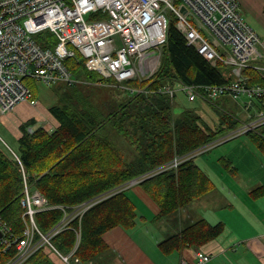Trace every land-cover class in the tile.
Wrapping results in <instances>:
<instances>
[{"label": "trees", "instance_id": "obj_1", "mask_svg": "<svg viewBox=\"0 0 264 264\" xmlns=\"http://www.w3.org/2000/svg\"><path fill=\"white\" fill-rule=\"evenodd\" d=\"M64 64L81 84L97 86L108 80L115 82L87 71L81 59H67ZM220 67H212L194 47L187 45L171 17L157 71L149 79L128 81L129 91L133 92L124 102L95 105L88 91L82 89L60 94L58 103L48 109L58 124L53 131L37 127L33 119L22 124L17 149L11 150L17 159L0 145L2 222L13 235H22L21 169L28 185L52 207L34 217L42 234L57 226L65 211L70 212L91 198L104 197L84 213L80 221H70L50 240L59 253L68 255L74 248L79 229L80 242L73 256L88 264L107 250L102 239L106 232L116 227L132 229L135 226L136 206L129 195L130 182L138 180L137 185L157 205L156 218L160 220L212 192V179L196 164L194 153L224 140L248 119L245 114L240 117L241 106L236 103L231 110L227 108L229 104L224 105L221 100L208 101L201 97L193 103V108L178 113L175 99L171 101L159 90L183 84L194 86L202 93L201 86L232 81V77L221 73ZM245 70L250 84H264V72L256 67ZM253 104L264 109V98L253 100ZM205 110L215 114L214 123L203 118L201 114ZM30 128H33L31 133ZM243 136L264 157V125ZM120 139L127 145L119 148ZM179 158L182 163L176 169H168ZM221 165L231 167L226 162ZM160 168L164 170L156 173ZM251 195L264 196V187L256 188ZM224 229L222 223L210 225L201 218L161 241L159 249L166 255L198 249L218 238ZM42 252L40 248L28 262H40ZM14 255L15 251L10 249L0 252V264H7Z\"/></svg>", "mask_w": 264, "mask_h": 264}, {"label": "built area", "instance_id": "obj_2", "mask_svg": "<svg viewBox=\"0 0 264 264\" xmlns=\"http://www.w3.org/2000/svg\"><path fill=\"white\" fill-rule=\"evenodd\" d=\"M171 17L187 45L212 67H229L232 81L201 86L202 93L183 84L165 86L159 92L172 101L180 91L188 103H195L198 97L208 101L230 98L248 119L241 129L194 154H203L223 141L263 126L264 109L254 107L253 100L264 98V84H250L244 71L256 67L264 72L258 64L264 61V42L244 21L236 0H0V115L24 102L35 106L37 101L30 88L34 81L47 86H72L77 80L65 67L67 59H81L87 71L119 83L149 79L160 65ZM182 161L175 159L168 169H176ZM22 175V235H13L0 219V252L15 251L7 264H25L46 245L57 252L51 238L70 221H80L86 211L83 204L75 207L65 221L43 235L34 216L52 207L37 190L27 186ZM79 231L76 236L80 239ZM77 248L78 244L68 256L60 255L64 262L73 258L80 264L73 256ZM193 260L189 263L183 259L180 264H207L210 257L196 250Z\"/></svg>", "mask_w": 264, "mask_h": 264}, {"label": "crops", "instance_id": "obj_3", "mask_svg": "<svg viewBox=\"0 0 264 264\" xmlns=\"http://www.w3.org/2000/svg\"><path fill=\"white\" fill-rule=\"evenodd\" d=\"M236 1L240 14L254 31L258 24L264 27V0ZM259 48L263 50L262 47ZM258 64L264 67V61ZM28 106L21 103L5 116L7 124L3 130L10 137L6 140L8 145H11L10 141L12 145L17 144L21 135L20 126L30 119L37 122L36 126L46 129L42 121L36 119L31 112L28 116L21 115L29 108ZM48 116L51 117L49 112ZM50 120L47 131H53L58 126L54 119ZM225 148L224 156L215 161L210 157L202 158L201 161L207 166H200L196 162L212 180L220 174L219 190L214 186L212 192L169 218L157 219L159 213L157 205L137 184L130 185L129 195L136 206L135 226L132 229L116 227L106 232L102 239L107 250L88 264H180L183 259L193 263V252L196 250L209 255L210 261L207 264H264V196L254 198L251 195L256 188L264 187V167L258 165L262 157L246 138L237 145H227ZM238 154L240 156L237 158L240 160L235 166L234 163L237 162L235 157ZM217 161L220 164L225 162L230 164V169L220 166ZM253 161L258 165L256 171L252 166H247ZM207 167L212 170L213 175L207 172ZM201 218L210 225L222 223L224 232L198 249H184L167 255L160 251L161 241L176 235ZM79 236L81 237L80 231ZM42 251L43 257L40 258V262L25 264H77L73 260L64 262L60 256L63 254L55 252L47 245L42 247Z\"/></svg>", "mask_w": 264, "mask_h": 264}, {"label": "rangeland", "instance_id": "obj_4", "mask_svg": "<svg viewBox=\"0 0 264 264\" xmlns=\"http://www.w3.org/2000/svg\"><path fill=\"white\" fill-rule=\"evenodd\" d=\"M243 19H244V17H243ZM244 21H245V19H244ZM247 24L250 26L249 23H247ZM253 31H254V29H253ZM255 31L254 32L257 33V35L259 36L261 41L264 42V27L262 25L258 24V27H257V29H255ZM220 68H221V73H223L226 77H230V78L232 77L231 76L232 75L231 69L229 67H226V66L222 67L221 66ZM143 78H145V77H143ZM129 87H130V84L127 82L119 83V82H113L111 80H108L104 84H97V86H90V85L81 84V82H79V81H75L72 86H68V84H54V85L47 86V85H44L40 82L34 81L30 85V88L34 94V97L37 101V104L35 106H31L28 103L24 102V104L29 105L28 106L29 108L26 111L22 112L21 115L26 114V116H28L29 112H31L36 119H39L42 121V125H44L47 129L48 128L47 125L51 121L50 119L53 120V118H51L52 116L51 117L48 116V109L50 106L56 105L58 103V97L63 92L79 91L82 89L84 91H88V93L92 96V99H93L95 105H103V103L113 104V103H118V102H124L127 98L125 100H123V99L125 97H128L129 95H131V92L129 91ZM217 100H221L224 105L229 104V106L227 108L234 110L233 106H235L234 103H236L234 100H232L230 98H219ZM174 103H175L174 105L176 108V112H178V113L184 109L193 108V106H195L191 103H188L185 96L180 91H176ZM237 106H240V105H237ZM239 108L242 111V113L240 111V117L243 118L244 117V111L241 107H239ZM231 110H230V112H231ZM232 113H233V111H232ZM8 114L9 113L4 114V115H0V145H2V147L6 148L8 151H11V150L16 151L17 144L12 145V141H10L11 145H8L6 140H7V138L10 139V137L8 136V133L3 130V127H5L7 124V122H6L7 117H5V116H7ZM201 115L203 116V118L207 122L214 123V119L212 118L215 116L214 113L212 114L209 110H205L202 112ZM238 115H239V113H238ZM244 123L245 122H242L241 125L237 128V130L241 129ZM30 129H33V128H30ZM49 132H51V131H49ZM244 137L245 136H240L236 139L226 141L225 143H222L221 145L213 148L212 150H209V151H207L203 154H200V155H196L195 156L196 158L194 159V161H196L200 166H202V165L207 166L205 163H203L201 161L202 158L210 157V159H213V161H215L217 158H221L224 156V153L226 151L225 147L227 145H237L240 142L245 141ZM123 144H126V143L122 139L117 141V145L119 146V148L122 147ZM13 146H16V147H13ZM237 149L238 150L240 149V145L238 146ZM12 151H11V153L13 155H15ZM124 154H126V153H124ZM238 156H240V155L239 154L236 155L235 158H237ZM15 157L17 158L16 155H15ZM260 157H262V160H260L258 165H260L261 167H264V157L261 155H260ZM239 160H240V158H237V162L235 161V163H234L235 166L238 165ZM258 165H257V163H255L253 161V163L251 162V164H248L247 166H252V169H255V171H256V168L258 167ZM220 166H222V165L220 164ZM208 167H210V166L208 165ZM208 167H207V172L210 175L211 174L213 175V173L211 172L212 170L209 169ZM21 173L24 174V171L22 169H21ZM24 176H25V174H24ZM245 178H246V176H245ZM22 180H23V189H24L23 175H22ZM25 181H26V184L28 186L26 176H25ZM220 181H221L220 174H218L216 177H213L212 182H213V185L215 186V188H217L216 190H219L218 184L220 183ZM22 193H23V191H22ZM21 198H22V196H21ZM21 198H20V200H21ZM97 203H98L97 197L91 198V199L83 202V205H85V210H86L84 213H86L91 207H93ZM20 206H21V204H20ZM41 212H45V211H41ZM72 213H73L72 209L70 212L65 211L64 212L65 215H64L62 221H65L68 218V216L71 215ZM34 221H35V219H34ZM22 222L24 223L23 217H22ZM43 235H46V234H43Z\"/></svg>", "mask_w": 264, "mask_h": 264}, {"label": "water", "instance_id": "obj_5", "mask_svg": "<svg viewBox=\"0 0 264 264\" xmlns=\"http://www.w3.org/2000/svg\"><path fill=\"white\" fill-rule=\"evenodd\" d=\"M181 11L184 12V9H182ZM159 58H160V60L162 59V49H161V53H160V55H159ZM131 183H132V182H131ZM133 183H134V181H133Z\"/></svg>", "mask_w": 264, "mask_h": 264}, {"label": "bare ground", "instance_id": "obj_6", "mask_svg": "<svg viewBox=\"0 0 264 264\" xmlns=\"http://www.w3.org/2000/svg\"><path fill=\"white\" fill-rule=\"evenodd\" d=\"M191 47H193V46H191ZM197 51V50H196ZM246 71V70H245ZM197 101V100H196ZM76 234H77V232H76ZM79 242H80V239L78 240V238H77V236H76V243H78V245H79ZM75 243V244H76Z\"/></svg>", "mask_w": 264, "mask_h": 264}]
</instances>
